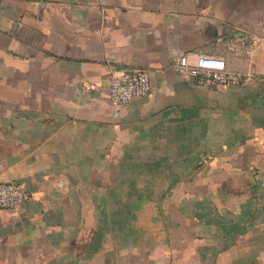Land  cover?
<instances>
[{
  "label": "crops",
  "instance_id": "obj_1",
  "mask_svg": "<svg viewBox=\"0 0 264 264\" xmlns=\"http://www.w3.org/2000/svg\"><path fill=\"white\" fill-rule=\"evenodd\" d=\"M197 54L251 77L196 85ZM8 180L0 264H264V0H0Z\"/></svg>",
  "mask_w": 264,
  "mask_h": 264
},
{
  "label": "built area",
  "instance_id": "obj_2",
  "mask_svg": "<svg viewBox=\"0 0 264 264\" xmlns=\"http://www.w3.org/2000/svg\"><path fill=\"white\" fill-rule=\"evenodd\" d=\"M175 71L201 87H218L226 84H242L250 74L227 68L222 57L197 54L193 61L186 55L179 56ZM107 91L113 108L128 104L135 97H146L151 91V82L146 71L131 70L111 74L107 79ZM31 197L18 182H0V209H11Z\"/></svg>",
  "mask_w": 264,
  "mask_h": 264
}]
</instances>
